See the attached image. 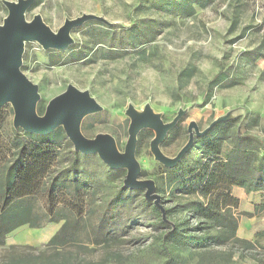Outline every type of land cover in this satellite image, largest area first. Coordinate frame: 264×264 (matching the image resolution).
Instances as JSON below:
<instances>
[{
  "label": "rangeland",
  "instance_id": "obj_1",
  "mask_svg": "<svg viewBox=\"0 0 264 264\" xmlns=\"http://www.w3.org/2000/svg\"><path fill=\"white\" fill-rule=\"evenodd\" d=\"M3 1L17 0H0V25L8 13ZM83 14L102 17L106 24L89 20L73 28V42L64 50L43 49L37 42L24 45L21 71L38 87V115L39 106L44 113L53 97L73 85L89 92L102 108L83 118L82 134L88 139L109 134L119 152L128 139L130 120L125 112L129 105L138 113L148 105L165 123L184 112L160 144L169 158L187 142L191 122L202 130L211 123L234 121L232 132L264 141V0H34L25 19L39 15L57 32L65 20ZM12 117L10 104L0 107V143L22 134L13 128ZM63 134L70 146L60 141V165L67 163L73 149ZM154 135L153 129L140 131L135 158L140 166L138 178L152 180L163 208L174 209L162 218L166 226L157 220L152 202L146 205L142 190L125 187L115 202L113 196L123 186L126 170L108 172L94 154L88 164L96 179L85 196L93 203L79 222L74 243L55 251L47 247L63 221L41 228L23 226L0 247V264L6 256H29L30 264L167 261L160 235L175 223L186 224L188 231L198 223L190 212L181 210L194 197L177 192L174 184L167 185L169 178L181 175L184 167L198 160L199 137L177 165L166 168L150 152ZM249 144L251 149L258 146ZM231 145L225 144V152ZM233 192L246 196L241 207L233 210L236 238L252 246L228 242L206 250H186L168 245V264H264V240L255 242L257 233L264 230V190L251 195L237 188ZM254 199L252 210L247 200ZM102 220L108 222L100 236L106 242L97 233ZM56 252L61 256L53 258Z\"/></svg>",
  "mask_w": 264,
  "mask_h": 264
},
{
  "label": "trees",
  "instance_id": "obj_2",
  "mask_svg": "<svg viewBox=\"0 0 264 264\" xmlns=\"http://www.w3.org/2000/svg\"><path fill=\"white\" fill-rule=\"evenodd\" d=\"M38 113L43 115L42 106L38 107ZM233 122L215 123L199 137L196 142L200 151L198 160L184 167L181 175L168 180V187L174 184L177 192L194 197L181 210L190 212L198 223L193 231L186 230L184 223H175L160 235L162 249L168 257L163 264L170 261L168 245L186 250H206L228 242L252 246L250 241L236 238L237 221L233 210L239 209L240 202L233 189H243L247 194L264 190V141L232 132ZM18 130L21 135L16 131L18 136L0 143V247L7 236L20 227L41 228L60 221L63 224L47 247L55 251L73 244L79 222L93 203L85 198L96 179L88 164L91 156L70 147V159L65 165H60L62 163L57 160L61 151L60 141L64 140L70 146L61 127L48 135ZM250 141L258 146L251 149ZM227 142L232 145L225 152ZM105 168L108 172H115ZM124 190L126 188L121 186L116 191L113 196L115 202ZM69 194H73V198H68ZM148 202L145 200L146 205ZM149 205L160 225L166 226L160 210L153 204ZM164 211L170 216L174 209ZM107 223L102 220L99 224V237ZM214 230H218L216 234L212 233ZM100 240L106 242L104 238L100 237ZM259 240H264V230L257 233L255 242ZM55 254L53 258L61 256L57 252ZM28 258L6 256L2 264H30ZM33 259L36 262L37 258ZM40 264H45V261Z\"/></svg>",
  "mask_w": 264,
  "mask_h": 264
},
{
  "label": "water",
  "instance_id": "obj_3",
  "mask_svg": "<svg viewBox=\"0 0 264 264\" xmlns=\"http://www.w3.org/2000/svg\"><path fill=\"white\" fill-rule=\"evenodd\" d=\"M34 0L3 1L8 13L0 25V107L10 104L13 111L12 126L34 135H48L61 127L72 143L73 149L83 155L96 154L110 169L126 170L123 186L144 191V199L157 207L164 219L165 211L161 197L155 192L152 180L139 179L140 166L135 158L137 136L143 129H153L154 137L149 149L154 159L166 168H173L192 147L195 137L206 134L215 123L200 130L196 123L187 127L188 140L172 158L163 154L160 144L172 130L184 112L179 111L170 122H163L152 109L144 106L138 113L131 105L125 115L129 118L128 139L123 152H119L114 138L109 134H97L92 139L81 132V122L89 114L102 110L87 91L67 85L59 95L47 104L43 115L37 114L39 100L38 87L21 71L22 55L26 42H37L43 49L64 50L72 44L71 30L89 20L106 24L105 19L91 14H83L63 22L57 32H53L35 15L30 21L25 19L26 10Z\"/></svg>",
  "mask_w": 264,
  "mask_h": 264
},
{
  "label": "crops",
  "instance_id": "obj_4",
  "mask_svg": "<svg viewBox=\"0 0 264 264\" xmlns=\"http://www.w3.org/2000/svg\"><path fill=\"white\" fill-rule=\"evenodd\" d=\"M237 189H239V190H243V189H240V188H237ZM234 190V189H233ZM233 194L235 195V197L236 198H238L239 199V202H240V204H239V208L241 207V205H242V202H243V200H244V198L246 199V196H244V197H242L241 195H239V194H236L235 192H233ZM241 194V193H240ZM247 194V193H246ZM252 194V193H251ZM251 194H249V195H251ZM245 195V194H244ZM255 196V195H254ZM257 199H254L253 201L254 202H252V201H249V200H247V202L249 203L248 205L251 207V209L252 210H254V207H255V205H256V201ZM12 234V233H11ZM11 234H9L7 237H10V235ZM7 239V238H6ZM16 242H18V241H14V243H16Z\"/></svg>",
  "mask_w": 264,
  "mask_h": 264
}]
</instances>
